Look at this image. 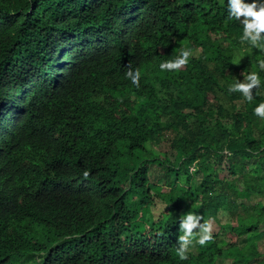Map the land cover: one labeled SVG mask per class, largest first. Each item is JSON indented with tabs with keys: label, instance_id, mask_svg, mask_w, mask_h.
Instances as JSON below:
<instances>
[{
	"label": "trees",
	"instance_id": "trees-1",
	"mask_svg": "<svg viewBox=\"0 0 264 264\" xmlns=\"http://www.w3.org/2000/svg\"><path fill=\"white\" fill-rule=\"evenodd\" d=\"M242 32L227 0H0V264H264V84L229 91L264 54ZM189 210L229 219L182 260Z\"/></svg>",
	"mask_w": 264,
	"mask_h": 264
},
{
	"label": "clouds",
	"instance_id": "clouds-1",
	"mask_svg": "<svg viewBox=\"0 0 264 264\" xmlns=\"http://www.w3.org/2000/svg\"><path fill=\"white\" fill-rule=\"evenodd\" d=\"M227 14L229 20L242 25L241 40L247 41L252 48L264 54V0H227ZM190 54L191 49H181L175 59L163 61L159 66L161 69L177 70L188 64ZM258 65L264 70V58L258 60ZM125 75L139 87V69L129 67ZM242 75L243 79L236 78L235 82L229 84V91H238L246 100L252 101L255 98L253 89L258 90L264 81L259 71L253 70ZM253 111L256 116L264 118V101L256 104ZM84 175L87 176L88 172L85 171ZM179 231L182 234L178 235L176 253L182 260L188 258L187 252L193 243L204 245L213 239L212 225L200 213L192 210L180 215Z\"/></svg>",
	"mask_w": 264,
	"mask_h": 264
},
{
	"label": "rangeland",
	"instance_id": "rangeland-1",
	"mask_svg": "<svg viewBox=\"0 0 264 264\" xmlns=\"http://www.w3.org/2000/svg\"><path fill=\"white\" fill-rule=\"evenodd\" d=\"M240 59V60H239ZM246 62V59L244 55L241 52H235L234 54V63L235 64H243ZM148 148L157 153L158 155L162 156L163 154H166L167 156H171V151L169 150L167 142H159V143H149ZM254 160H251V163H253ZM156 171H154V174L150 176V179L153 180V177L155 176ZM156 203L151 207V212L154 218H157L161 212L164 210V204H162L159 200H154ZM229 216L227 213H220L214 221H210V224L212 225V231H218L219 225L225 223L228 221ZM218 221V222H217ZM264 244V241H263Z\"/></svg>",
	"mask_w": 264,
	"mask_h": 264
}]
</instances>
